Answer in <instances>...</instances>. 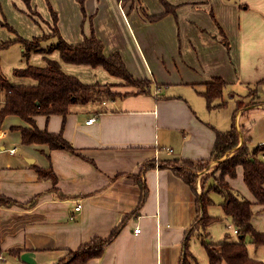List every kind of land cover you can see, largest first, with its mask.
Returning <instances> with one entry per match:
<instances>
[{"label": "crops", "instance_id": "1", "mask_svg": "<svg viewBox=\"0 0 264 264\" xmlns=\"http://www.w3.org/2000/svg\"><path fill=\"white\" fill-rule=\"evenodd\" d=\"M144 1L146 12L141 14L129 3L122 9L120 0H41L48 29L38 32L40 13L26 0L34 14V21H29L32 33L19 34L10 19L9 0H0V43L42 34H49V39L53 25L69 43L80 42L93 31L105 54L118 51L134 78L150 81L148 92L129 93L136 88L102 66L65 62L57 50L31 52L25 61L18 55L16 61L0 64L2 74L8 80L10 74L13 83H32L31 78L15 76L13 69L44 66L46 59H53L80 81L110 84L116 92L95 100L92 96L99 94L93 93L86 103L72 104L65 117L33 116L39 128L61 131L75 152L22 144L16 127L28 122L17 115L5 117L9 124L2 127L0 154L6 153L8 159H0V194L20 202L33 196L37 200L29 206L0 205V264H53L66 250L96 236L106 238L123 218L102 255L84 264L179 263L186 230L196 215L194 197L169 167L159 165L171 158H207L215 131L223 130L225 122L217 111L229 102L234 108L235 100L264 78V0ZM12 12L21 15L13 8ZM157 14L161 15L154 20L148 18ZM87 15L92 21L84 32L81 20ZM11 32L15 35L7 40ZM216 75L227 82L222 96L226 105L208 110L200 92ZM124 92L128 93L120 94ZM258 94L261 97L260 89ZM260 106L264 102L252 107ZM252 107L238 109L237 129L241 115ZM91 116L95 120L85 123ZM9 132L15 135L18 150L17 143L6 144ZM8 148L15 150L9 153ZM35 166H51L57 181L40 178ZM137 181L146 187L141 201ZM228 182L233 188L232 178ZM210 197L215 203L212 192ZM216 199L218 207L212 203L207 210L221 219L207 228L208 238L216 241L228 234L237 240L231 218L220 205L223 197ZM252 224L264 229L257 221ZM190 242V250L198 255L195 237ZM247 249L251 257L264 261L263 246L248 242Z\"/></svg>", "mask_w": 264, "mask_h": 264}, {"label": "trees", "instance_id": "2", "mask_svg": "<svg viewBox=\"0 0 264 264\" xmlns=\"http://www.w3.org/2000/svg\"><path fill=\"white\" fill-rule=\"evenodd\" d=\"M78 1L82 3V0ZM160 15H148V18L154 20ZM53 18L54 21L55 15H53ZM48 35L42 34L33 36L30 39L17 37L14 40L22 45L24 56H28L31 52L47 53L57 50L61 59L65 62L102 66L111 75L136 88V90L128 91L129 93L148 92L150 81L145 78H134L126 68L118 51L105 54L102 41L95 36L93 31L83 37L82 41L69 43L60 36L56 26L53 25L50 35L56 36V42L41 46V41L49 37ZM14 40L1 42L0 47L8 45ZM13 74L19 77L31 78L33 82L11 83L0 73V91L4 94L3 103L0 106V123L8 115L19 116L29 124L28 126L16 127L20 131V142L22 144H45L49 149L76 151L71 142L64 138L61 131L55 132L46 128H39L34 122V115L48 117L51 114H60L65 117L72 104L86 103L93 93L101 91L111 95L116 93L110 90V84H99L97 82L88 84L80 81L76 76L64 72L59 62L53 59H46L44 66L27 64L25 67H16L13 69ZM226 83V80L219 75L213 76L211 80L205 82L204 90L200 93L208 110L226 105V101L222 100ZM260 83H264V78L257 84L249 86L246 94L235 100L230 127L226 130L215 131V138L209 156L198 160L201 162L205 160L204 162H206V160L221 156L226 150L235 147L236 151L225 158L224 162L218 166L220 176L214 178L211 185L206 186L208 176L206 178L202 177L199 182L201 190L197 192L194 174L191 171L194 160L177 158L182 163H177L176 159H172L169 162L164 160L159 165L169 167L176 176L188 185L194 197L196 215L186 230L187 233L183 239L178 264H199L195 254L190 250L192 237L199 241L210 264H264L263 260L249 255L245 241V236L248 235V242L254 246L264 247V231L256 229L251 219L254 213L251 208L252 204L264 205V158L259 155V153H264V144L250 148L248 138L245 137L243 143L238 145L239 132L235 125L236 112L244 103L264 102V100H259ZM128 92L120 94L124 95ZM256 97L257 100H255ZM238 166H241L244 184L253 195L254 200L252 201L246 197H240L228 182L227 178L234 177ZM35 168L40 178L50 180L52 183L57 181L51 166H35ZM225 176L226 179H224ZM137 182L141 189V201L146 194V187L141 181ZM210 192H216L223 197L220 205L224 214L231 218V222L237 231V240L229 239L228 234L216 241L207 238L209 237L207 228L221 219V216H213L208 213L207 207L213 203ZM36 200L37 196H33L25 202H20L0 194V205L29 206L35 203ZM123 222L124 218L106 238L96 236L76 249L66 250L53 264H84L92 258L101 256L105 246L115 237ZM202 230H205L204 234H201Z\"/></svg>", "mask_w": 264, "mask_h": 264}, {"label": "rangeland", "instance_id": "3", "mask_svg": "<svg viewBox=\"0 0 264 264\" xmlns=\"http://www.w3.org/2000/svg\"><path fill=\"white\" fill-rule=\"evenodd\" d=\"M25 1L26 0H9V2H8V6L10 7L9 15L11 16L10 19L12 21V25H15L16 30L19 34L20 33L21 34L32 33V32H30L29 24H30V22L34 21V19L31 16L34 14L30 13L29 8H27V5H25ZM85 1L86 0H82L83 3ZM127 3H129V5H131L133 9L138 10L141 14L144 10L146 12V6L147 5H146L144 0H139V1L138 0H120V7L122 9L124 7H127ZM31 4L40 13V16L37 17V18H39L38 23H36L37 28H38V32L47 30L48 26L46 27L47 22H45L44 14H43L45 12V10L43 9L41 0H31ZM12 8L15 11H19L21 13V15L20 16L15 15L14 12H12ZM90 17H92V16L87 15L84 17L83 20H81L83 22L84 32L86 31L89 23L92 21V18H91V21L89 20ZM92 27L94 28L93 25H92ZM12 35L13 36L15 35L14 32H11L10 33L11 37H8L6 39L9 40V39L13 38ZM56 40H57V38L55 36H51V38H49V39H43L41 41V44H42L41 46H45L49 43L56 42ZM106 46H107V44H106ZM21 50H22V46L19 42H13V43L11 42L8 45L0 47V64H1V66H2V64L6 65V64L12 63V61H16L18 58V55H20L19 59L25 61L28 56H24L21 53ZM0 73H2L1 70H0ZM8 76L10 77L9 81L11 83H13L12 82V76L10 74H8ZM124 82L127 84L126 81H124ZM259 89H260V96H261V97H259V100H264V86H259ZM160 90L163 93V91H164L163 88H160ZM96 94H99V95H93L92 96V98H94L93 100H95V98L108 97V95L105 92L96 93ZM2 96H3V93L0 91V103H2L1 101L3 100ZM225 98H226V96H225ZM255 100H257V97L255 98ZM258 104L259 103H255V104H248V103L245 104L244 103V105L242 107H252V106H257ZM233 109L234 108H233L232 104L229 102L227 108H222V109H219L217 111V112H219L218 115L225 119V122L223 124H221L222 125L221 129L226 130L230 127V125H231V113H232ZM241 112L243 113V111H241ZM8 124H9V122L6 121V119H5L2 123V125L0 126V128L8 126ZM238 132H239V134H238V145L243 143V140L245 137L248 138V145L250 148H252L256 145H259V144L263 145L264 144V107L260 106L259 108L252 107V108L246 109V112L243 115H241V117L239 119ZM240 134H241V136H240ZM7 136L8 137H7L6 144L17 143L16 137H15V135L12 134V132H9ZM12 136H13V139H12V141H10L11 140L10 138ZM16 145H17L16 149L18 150V148H19L18 143ZM235 151H236V149H235V147H233V148L226 150L221 156L212 157V158L206 160V162H204L205 160L202 162L201 161L193 162L194 165L192 164L191 171L194 174V183H195L196 190H197V186L199 185V190H197V192H200V190H201V187L199 184L200 179L202 177L206 178V176H208V179L206 181L207 182L206 186L211 185V183L214 182V178H217L220 176L219 175L220 170H219L218 166H220V164L222 162H224L225 158L232 155ZM259 155H261L262 158H264V153H261V154L259 153ZM0 159L3 161L7 160L8 155L6 153H2V154H0ZM172 159H176L177 163H182L181 160H178L177 158H171V159H167L165 161L169 162V161H172ZM203 162H204V164H203ZM241 174H242L241 173V166H239L236 168V173H235L234 177H231L232 178L231 184L233 186V189H235L237 191V193L239 194L240 197L243 196V197H246L247 199H249L250 201H252V200H254L253 195L248 190L246 185L243 183ZM226 178L227 177L225 176L224 179H226ZM212 197L215 201V203L212 204V207L213 208L218 207L217 206L218 204L216 202L218 200L216 199V197L220 198L221 197L220 194H218L216 192H212ZM251 208L254 212L251 219L254 220L255 222L257 221V223L259 225H264V205H259V204L254 203V204H252ZM258 214H261L263 216L261 221H259ZM262 230H264V229H262ZM204 232H205V230H202L201 234H204ZM233 236H236V234L234 233ZM233 236L231 235V237H233ZM235 238H237V237H235ZM229 239H231V238L229 237ZM248 240H249V236L247 235V236H245L246 243H248ZM195 242H196L195 247L198 249V255L195 253L194 254L196 256L198 263L199 264H209L206 260L207 257H206L205 251L196 238H195Z\"/></svg>", "mask_w": 264, "mask_h": 264}, {"label": "built area", "instance_id": "4", "mask_svg": "<svg viewBox=\"0 0 264 264\" xmlns=\"http://www.w3.org/2000/svg\"><path fill=\"white\" fill-rule=\"evenodd\" d=\"M94 120L95 117L91 116L85 121V123H91ZM4 134H5V130L3 128H0V137L4 136ZM7 150L9 153H13L15 148H8ZM75 209L78 210L79 206H76ZM70 218H73V215H70ZM135 230L138 232L139 228L136 227ZM234 231L237 232L236 229ZM0 239H1V231H0ZM0 259H3V255L1 254V251H0Z\"/></svg>", "mask_w": 264, "mask_h": 264}]
</instances>
